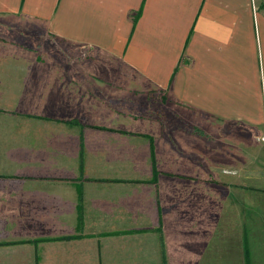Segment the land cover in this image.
I'll return each mask as SVG.
<instances>
[{"label": "crops", "instance_id": "0c3cea01", "mask_svg": "<svg viewBox=\"0 0 264 264\" xmlns=\"http://www.w3.org/2000/svg\"><path fill=\"white\" fill-rule=\"evenodd\" d=\"M239 130L264 153L261 4L0 0V264H264L231 190L175 229L173 178L238 176Z\"/></svg>", "mask_w": 264, "mask_h": 264}, {"label": "rangeland", "instance_id": "374dc122", "mask_svg": "<svg viewBox=\"0 0 264 264\" xmlns=\"http://www.w3.org/2000/svg\"><path fill=\"white\" fill-rule=\"evenodd\" d=\"M161 99V98H160ZM159 99V100H160ZM178 108H175V112H177ZM147 112V111H146ZM145 112V113H146ZM158 114V115H156ZM180 117L177 115L175 116V119L171 117V114L167 117H165V113L162 114L159 112H156L155 110H150L149 113L146 114V116L150 117L151 120H147L143 122V126L145 125L150 126L149 128L154 129L155 132L162 133L166 132L169 125V131L174 128H178L180 126V120L179 118L182 117L181 114H179ZM158 118H157V117ZM242 130L238 131V139L237 143H239V152H240V160L239 165L236 166H230L225 170H233L237 171L238 176H229V177H223L221 179H215V178H197L192 179V185L188 187L183 182L182 179L173 178L172 187L173 189V199L176 201V204L181 205V209L179 211V216L175 217L174 223L178 224V226L175 227V229H182L184 219H186V208L188 207L189 203H193L197 205L200 208H203L205 205H209L210 203H213V196L215 193V190H219L221 192L224 191L223 194V202L225 204V197L227 194L225 192L232 191L233 194L231 196L232 201H236L237 204H242L240 207H244V203H249V207H254L253 211L255 212V216L263 217L264 218V153L262 150V147L260 145H253L251 143V140L247 138L245 134H242ZM170 133V132H166ZM236 142V141H235ZM248 158L249 160H246L245 158ZM251 157H255V161H250ZM163 169H169L168 164L166 162L161 163ZM211 164V163H207ZM175 168L183 169L184 167L189 170L192 166H194V163H191L190 161L186 162L180 160L175 161L173 163ZM209 166V165H208ZM217 167L219 168V163H217ZM217 168V169H218ZM224 176H227L224 174ZM217 181H221L223 183H218ZM217 184V185H214ZM203 186L202 189H197L199 186ZM222 185V187H221ZM186 186V189L183 188ZM217 186V187H216ZM196 188V190H194ZM219 193V192H218ZM220 196V193L218 194V198ZM185 200V202H183ZM219 201V200H218ZM200 204V205H198ZM184 208V209H183ZM185 210V212H184ZM226 211V210H225ZM224 211V213H225ZM232 213H236L235 209L231 210ZM178 214V213H176ZM174 228V226H173Z\"/></svg>", "mask_w": 264, "mask_h": 264}, {"label": "built area", "instance_id": "2783aa9c", "mask_svg": "<svg viewBox=\"0 0 264 264\" xmlns=\"http://www.w3.org/2000/svg\"><path fill=\"white\" fill-rule=\"evenodd\" d=\"M254 1V3H256V9H257V5L258 4H261V6L263 7V9H264V0H253Z\"/></svg>", "mask_w": 264, "mask_h": 264}]
</instances>
